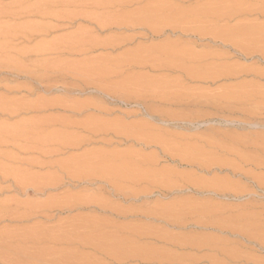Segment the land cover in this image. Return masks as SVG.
I'll use <instances>...</instances> for the list:
<instances>
[{"label":"rangeland","instance_id":"374dc122","mask_svg":"<svg viewBox=\"0 0 264 264\" xmlns=\"http://www.w3.org/2000/svg\"><path fill=\"white\" fill-rule=\"evenodd\" d=\"M4 1L0 4L18 0ZM36 1L28 4L43 0ZM152 1L153 9L161 8L181 26L163 22L155 33L131 27L97 33L80 19L56 24L25 16L5 23L58 26L27 44L14 40L19 48L59 40L79 28H87L99 40H126L112 49L98 46L51 54L38 57V62L33 57L38 67L23 61L36 78L0 75V104L20 103L11 114L0 111V125L17 127L30 119H46L49 130L77 142L45 146L49 164L40 168L33 164L43 158L37 151L18 153L16 141L0 144L22 160L5 161L6 168L38 177L54 175L59 181L36 191L15 188L12 176L0 180L1 202L14 201L31 213L37 210V215L21 220L0 219V232L36 227L44 234H90L92 242L100 244H45L69 253L37 262L26 254L1 252L0 264H52L55 258L59 264H264V0H141L127 10ZM225 3H242L245 8L230 17L203 21L200 27L209 31L253 24L258 27L257 41L234 47L193 32L188 19L174 12L199 5L224 10ZM171 43L205 57L187 68L170 66L151 49ZM42 59L49 62L48 68L41 65ZM188 67L202 76L189 74ZM88 152L120 154L106 164L123 162L132 171L109 178L81 169L82 174L72 178L61 172L62 165L50 163ZM40 246L25 247L34 254Z\"/></svg>","mask_w":264,"mask_h":264},{"label":"bare ground","instance_id":"6f19581e","mask_svg":"<svg viewBox=\"0 0 264 264\" xmlns=\"http://www.w3.org/2000/svg\"><path fill=\"white\" fill-rule=\"evenodd\" d=\"M28 1L29 0H27V2L24 3L23 1L18 0V1L5 3V4H0V20H1L0 37L3 40L0 43V75H3V74L5 75L6 73L9 72L10 74L13 73V74H16L17 76L24 75L25 78L26 77L32 78V76L33 77L35 76L34 78H36V75H31L32 73H34L33 70L29 69L28 66H25V65L22 66L21 63H23V61L24 62L29 61L33 64L36 63L35 66H37V62L39 61V59H41V57H44L46 55H49V56L51 54L62 55L65 53H69L71 51H77V52L83 51V50L87 51V50L93 49L98 46L112 49V48H115L117 45L123 43L124 40H126V39H118V38H108L104 40H99L94 37V33L87 31V28H85L86 30L79 28L78 32H75L73 34L72 33L68 34L69 35L68 37L61 38L59 40L56 37V39L52 38L54 40L50 39L51 41L49 40L48 42L39 40L40 41L39 43L37 42V44H35L34 46L31 45L32 47L28 46V48H27V45L26 47L22 46L20 48L17 46L18 47L17 48L16 45L13 43L14 40L17 41V39H19L23 43L25 42L27 44L29 39L33 38V36H41V34L47 33L51 29H53L55 26H57L55 25V23L58 24V23H61V22L63 23L64 21H66L70 24L71 21L75 19L76 20L80 19L81 21H84L90 25H93L97 33L105 29H111V28H116V27H125V28L131 27L134 30L135 29L146 30L149 28L150 32L155 33L159 31V25L160 23H163V22L169 23V25H172V28H179L178 25H180L174 20H169L168 18L169 16L165 15L164 11H161L162 10L161 8L153 9L152 7L153 1L148 2L143 7H140L136 10L133 9L131 11L127 9L131 7L132 5H134L135 3L140 2L141 0H43L42 2H37L38 1L37 0L36 1L37 3L35 4L31 2L32 5L28 4ZM225 4H226V8L224 10L218 7H215V6H210V5H199L197 7L192 8L190 11L175 8L174 12L177 14H180V16L184 18L183 19L184 21L188 19L189 21L188 23L193 27V29L191 28L190 30H193V32H196V33L198 32L200 35L210 34L212 35L213 38L216 37L227 43L229 42L230 45L234 44V47L239 45V46H244L245 48L247 46V42L250 43V42L257 41L260 37L258 36L259 34L257 33L255 28H258V27L253 26V24L249 25V24L240 23V24H237L231 27L223 25L224 27L221 26L220 28L217 27V28L207 29L209 31H206V29H203L200 27L203 21H209V20H214V19L217 21L219 18L223 16L230 17L233 13L239 12L241 8H245V4H242V3H237V4L225 3ZM25 16L27 17L34 16L36 17V19L38 17L40 19L41 18L46 19V21L53 20V22L55 21V23L51 22L54 25L47 24V23L40 24V22L24 24L22 23L23 21H21V23L17 24V23H14L15 22L14 21L12 24H5L9 22L10 20H16V22H20V21H17V18L23 17L24 19ZM18 20H21V19H18ZM29 22L31 21L29 20ZM27 23H28V20H27ZM185 26H188V25L186 24ZM244 48H241V50ZM247 49L249 50L250 48L247 47ZM151 50L153 51V53H155V55L157 54L156 55L157 57L166 58L164 60H166V62L170 66L181 67V68L183 67L187 68L186 66L190 63H200L205 57V54L203 53L190 52L189 49L175 47V45H173L172 43L169 45H164L162 47H157V48L153 47ZM138 51H143V50L139 49ZM32 58L33 60L37 58L38 60L35 59L37 62L36 61L35 63L32 62L33 61ZM41 62H43L41 63V65L44 66V68L45 66L46 67L50 66L48 61H43L42 59ZM188 73L193 76H197V77L202 76L201 73H199L198 71H192V69L189 67H188ZM41 76L37 75L38 78ZM3 79L4 78H2V81H4ZM43 81L45 80L43 79ZM6 91H8V89ZM38 101L41 105L42 102L40 100H37V102ZM24 104H26V102L22 103V105ZM16 105H20V103H12V104L8 102L1 103L0 104L1 115H5L3 114L5 112L7 114L13 113L16 109ZM27 105H29V103H27ZM30 105H34V104H32L31 102ZM46 105H48L47 101H46ZM30 107L34 108L33 106H30ZM30 120L29 122L28 120L27 122L24 121L26 123L22 122L23 124L20 126L18 125L17 127H15L16 125L13 127H6L3 125H0V144L2 143L5 144L7 141H13V142L16 141L18 146L15 144L16 145V148H15L14 147L15 145H13L12 149L15 148L18 153H21V152H24V153L32 152L33 153V151L34 152L37 151L40 154V156L43 158L36 163L34 162L33 164L40 168L41 166L49 164V162L46 159L47 158L46 155L48 154V152L44 149L45 146L51 143L62 145L64 143H69L72 141L68 140V137H64V136L62 137L61 135L62 132L60 133L57 131L49 130V126H48L49 123L46 119L40 118L39 120H35V119H33L34 121L32 120L30 121ZM76 143L77 142H74V143L72 142V144H69V145L75 146ZM5 148H6V145H5ZM4 150H7V149H3L2 151H0V180H5L6 178L12 176L13 177L11 180L13 184L12 186H14L15 188L23 189L26 187L27 188L32 187L36 191L38 189L43 190V187L48 186L50 184H52V186H54V184L56 183L58 184L59 182L58 178L56 177L57 179H55L54 175H45V176L38 177L35 174L24 173L20 169L6 168L4 166L5 161L20 163V161L22 160H20L16 156L15 157L12 156V154L10 155L8 153L9 151L5 152ZM121 156L122 155L116 154V153L115 154H104L100 152H88L83 155L71 156L65 161L58 160V161L50 162V163L62 165L65 169L60 168L61 172H64L63 173L64 175L70 176L72 178L77 177V175H81L82 174L81 169H84L85 171L96 172V173H99L103 176L110 178V176H114V177L123 176L132 171L130 165L126 163L122 164L123 162L119 164H115V165H109L110 163L106 164L108 160L119 159L121 158ZM28 161L26 160L25 162H28ZM30 162H32V160ZM68 168H71L70 170H73V171L71 173L68 172L67 171ZM16 177H19V178H16ZM75 197H76L74 198L75 201L82 202V200H79L80 199L79 197L78 198L77 196ZM52 206L54 205L52 204ZM47 208H50V206L48 205ZM40 210H42V213L48 212V211H43V209H40ZM31 212L32 211L30 209L21 210L15 204L14 201H4V202L0 201V219L18 218V220H21L22 218H27V216H29ZM34 212H35L34 215H37L36 209H34L33 213ZM38 212H41V211L38 210ZM33 213H31V215ZM90 228L94 229L95 227L92 225ZM42 233L43 232H40L39 229L36 227H32V228L29 227L28 229L26 228L25 230L21 232H16V231L8 232L7 230H4V232H0V253L1 252H4V253L15 252L17 254L22 253V254H26L28 258L31 257L30 259H33L35 262H37L38 260H40L41 258L47 255L49 256L55 255V257L57 255V257H60L61 259L62 257H65L67 253H69L68 251L54 250L53 248L47 247V245L45 246V244H49V245L50 244H53V245L54 244L55 245L56 244L57 245L67 244L68 247L70 245H75L77 247L78 246L87 247L90 245H93L95 247L96 246L98 247V245L100 246L99 243L92 242L91 238L93 236L90 238L89 237L90 234L85 235V234L75 232V233H68L67 235L66 234L65 235H62V234L54 235V234H49V233L47 234H44V233L42 234ZM28 244L30 245L33 244V246L35 245L37 246L41 245V246L33 254L31 252H27V249H26L27 247L25 246ZM102 244L104 245V243ZM70 253L72 254L73 252L70 251ZM60 259L55 258L52 264H59Z\"/></svg>","mask_w":264,"mask_h":264}]
</instances>
